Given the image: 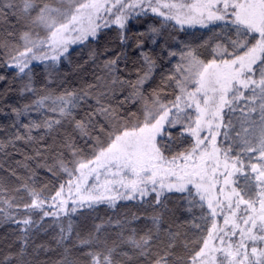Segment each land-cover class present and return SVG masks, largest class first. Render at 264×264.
<instances>
[{"label": "snow or ice", "instance_id": "snow-or-ice-1", "mask_svg": "<svg viewBox=\"0 0 264 264\" xmlns=\"http://www.w3.org/2000/svg\"><path fill=\"white\" fill-rule=\"evenodd\" d=\"M5 9L25 21L18 40L0 39L6 57L0 58V67L15 70L14 80L26 78L19 89L21 95L36 93L34 63L43 64L51 76L61 57L67 59L70 45L95 40L101 29L113 25L120 30L121 43H126L127 23L149 11L161 18L159 28L149 29L153 43L163 29L175 32L199 26L212 35L193 45L177 41L170 32L169 38L179 48L170 49L165 41L161 51L176 62L161 75L149 96L143 95L142 88L157 64L149 54L140 53L142 74L128 81L132 91L120 101L139 103L137 112L121 115L107 102L113 89L100 85H89L81 92H49L11 109L15 123L33 109L46 108L59 117L30 121L23 125L26 135L17 132L15 140L31 141L32 129L43 127L51 132L54 125L67 121L73 132L92 141V152L84 153L67 137L63 147L71 160L60 157L47 166L54 176L63 173L66 184L61 182L54 194L45 196L43 189L24 181L13 189L14 195L0 199V223L14 224L19 232L16 253L4 256L0 264H33L26 258L28 248L36 232L46 231L41 224L46 217L58 221L61 213L83 215L100 205L115 210L118 201L137 199L152 207L154 214L144 217L151 226H135L141 219L136 213L115 222L101 220L85 235L76 232L75 244L68 247L66 242L74 232L69 219L67 228L59 226L54 237L57 249H63L55 264H264V0H0V13L7 16ZM36 29H43L44 35ZM201 48L211 49L207 58ZM116 64V59L108 60L104 68L112 73ZM4 79L0 76V81ZM118 82L124 83L115 77L111 80L112 85ZM93 99L92 110L77 119L73 110ZM237 111L240 116L231 115ZM172 129L177 130L175 135ZM228 129L235 131V138ZM221 135L231 143L218 142ZM11 174L16 176L14 170ZM7 191L0 183V194ZM172 193L179 194L175 199L186 202L190 212L208 208L200 216L210 223L206 235L202 225L193 224L201 235L180 241L186 259L174 251L180 232L161 235L158 209H167ZM37 214L39 219H35ZM218 216L223 217L222 224ZM40 250L56 249L45 244L33 248L34 253Z\"/></svg>", "mask_w": 264, "mask_h": 264}, {"label": "trees", "instance_id": "trees-1", "mask_svg": "<svg viewBox=\"0 0 264 264\" xmlns=\"http://www.w3.org/2000/svg\"><path fill=\"white\" fill-rule=\"evenodd\" d=\"M4 11L7 12V16L0 13V39L18 40L19 34L25 29V21L23 19L18 21L17 17L7 9ZM160 20V17L155 16L150 11L147 16L132 18L127 23L125 29L127 36L126 43H121L119 37L120 30L114 25L110 28L101 29L95 40L89 38L83 44L79 43L70 46L69 52L65 54L67 59L61 57L59 65L52 72L51 76L45 72L43 64L34 63L31 67L33 69L32 83L36 88L35 94L25 93L21 95L19 89L26 82V78L25 81H21L20 79L14 80L15 70L8 69L6 66L0 67V76L5 77L4 80L0 81V145H2L0 147V183L8 189L7 192L0 194V199L14 195L13 189L24 181H27L29 184L34 183V186L38 190L43 189L45 196L54 194L61 182L66 184L68 178L63 173H58V175L54 176L47 170V166L56 163V160L60 157H63L66 161L71 160L69 151L63 147L67 137L71 136L76 146L83 149L84 153L90 154L92 152V141L88 140L87 137L81 138L78 133L73 132L72 126L67 121L58 126L54 125V130L51 132H46L43 127L32 129L30 134L33 140L31 141L27 139L15 140L14 137L17 132L22 136L26 135L27 130L23 125L29 124L30 121L41 123L46 117L52 120L59 117L55 113L48 112L46 108L38 111L33 109L21 115L18 118L19 123H15L17 117L12 114L11 109L31 104L34 100L47 95L49 92L53 95H59L66 89L81 92L87 89L89 85H100L102 87L110 86L113 89L108 94L107 102L112 107L117 108L121 115L139 111L141 107L139 103L129 102L120 104V101L129 96L132 91L128 81H135L138 72L142 74L144 61L140 53L143 51L149 54L156 60L157 64L151 79L143 85L142 93L145 96L151 94V90L160 83L161 75L171 69L172 65L176 62V58H172L171 61L168 60L167 51H161V46L165 44V41H167L168 48L173 50L179 48V44L169 38L171 29H163L162 35L156 38V43L152 42L149 29L152 26L159 28ZM175 27L179 28V26ZM36 31L41 36L44 35L43 29H36ZM9 32L15 33V36L9 37ZM140 33H145L146 35L141 36L139 35ZM171 35L176 36L177 41H186L193 45H198L208 39L212 33L209 29L196 26L193 28L186 27L184 31L177 30L171 32ZM138 42L140 43L139 47L137 46ZM200 51L207 58L211 49L201 48ZM0 58H6L3 49H0ZM112 59L117 60L116 71L108 73L104 68V63ZM97 77H101L102 79L98 80ZM113 77L124 83L118 82L112 85L111 80ZM91 91L95 93L97 89L93 88ZM173 98L172 96L165 97V99ZM48 103L50 102L46 101V105ZM90 105H95L94 99L73 110L76 118H84L86 113L92 110ZM231 115L235 117L240 116L241 113L237 111ZM97 119L99 123H104L102 118L97 117ZM236 130H239L238 124ZM171 131L175 135L177 130L172 129ZM221 131L223 132L224 129L222 128ZM228 131L230 132V136L235 138V131L232 129H228ZM101 138L106 139L103 134H101ZM187 139L190 140L191 138L187 137ZM10 140L13 143H9ZM217 140L224 143L225 146L231 143V140L226 141L222 135ZM176 144L179 146V142H176ZM12 170L15 171L16 176L20 177L19 180L11 174ZM32 173H35V176L32 180H29L28 178ZM169 195L171 199L167 201V209H158L162 214L161 235L163 237L167 231L180 232L181 237L178 239L177 247L174 251L177 256H182L186 259L185 249L183 243L180 241L185 237L190 241L201 235V230L192 227L193 224L202 225L204 229L203 234L206 235V230L207 227H210V223L206 224L200 219V216L202 211L203 213H208V208L205 205L202 210L200 208H193L190 212L187 210L188 205L186 202L175 199L179 194L172 193ZM148 199L151 200L152 198L149 197ZM241 207L243 208L244 206L242 205ZM133 213L141 216L140 220L135 221V226L141 229H144L145 225L151 226V221L144 217L153 215V209L141 204L139 199L137 201L120 200L117 202L115 210L100 205L94 212L89 213L85 210L83 215L68 216L61 213L58 221L52 217H46L41 222L42 228L46 229V231L41 230L34 234L26 258L32 261L33 264H55V261L61 259L63 249H57L54 237L59 233V226L67 228L69 219L73 221L74 232L72 240L66 242V245L73 247L76 232L85 235L92 229L94 223H99L101 220L107 221L109 218L113 222L117 219L124 220L126 217L131 218ZM35 219H39V214H37ZM216 219L219 224L223 223L222 216H218ZM210 220L211 216L209 214ZM18 235L19 232L16 225L0 223V260L6 255H14L16 253ZM40 244L48 245L56 250L48 252L40 250L34 253L33 248ZM73 251H76V249L73 248Z\"/></svg>", "mask_w": 264, "mask_h": 264}, {"label": "rangeland", "instance_id": "rangeland-1", "mask_svg": "<svg viewBox=\"0 0 264 264\" xmlns=\"http://www.w3.org/2000/svg\"><path fill=\"white\" fill-rule=\"evenodd\" d=\"M77 44H79V43H77ZM74 45H76V44H73V45H70V46H74ZM70 48V47H69ZM225 210H227V209H225Z\"/></svg>", "mask_w": 264, "mask_h": 264}]
</instances>
